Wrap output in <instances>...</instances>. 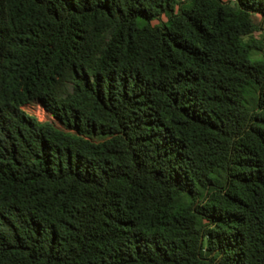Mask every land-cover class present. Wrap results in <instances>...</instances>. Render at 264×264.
<instances>
[{"label": "trees", "instance_id": "16d2710c", "mask_svg": "<svg viewBox=\"0 0 264 264\" xmlns=\"http://www.w3.org/2000/svg\"><path fill=\"white\" fill-rule=\"evenodd\" d=\"M0 264H264V0H0Z\"/></svg>", "mask_w": 264, "mask_h": 264}, {"label": "rangeland", "instance_id": "374dc122", "mask_svg": "<svg viewBox=\"0 0 264 264\" xmlns=\"http://www.w3.org/2000/svg\"><path fill=\"white\" fill-rule=\"evenodd\" d=\"M165 19V18H164ZM157 21H154V24H157ZM260 36L259 30H254L249 35H246L244 38H258ZM251 56L253 58H260L262 57V53L259 51H252ZM22 110L25 111L27 114L34 116L40 121H47L51 123L54 127L69 131L66 129L56 118H54L49 112H47L42 106H40L38 103H30L22 106Z\"/></svg>", "mask_w": 264, "mask_h": 264}, {"label": "built area", "instance_id": "2783aa9c", "mask_svg": "<svg viewBox=\"0 0 264 264\" xmlns=\"http://www.w3.org/2000/svg\"><path fill=\"white\" fill-rule=\"evenodd\" d=\"M39 104V103H38ZM40 105V104H39ZM40 106H42V105H40ZM37 119V118H36Z\"/></svg>", "mask_w": 264, "mask_h": 264}]
</instances>
